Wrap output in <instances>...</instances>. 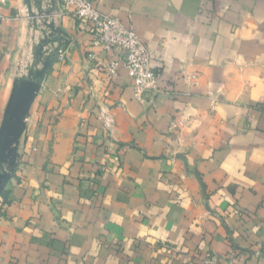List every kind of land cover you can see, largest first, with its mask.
I'll return each instance as SVG.
<instances>
[{"label":"crops","instance_id":"crops-1","mask_svg":"<svg viewBox=\"0 0 264 264\" xmlns=\"http://www.w3.org/2000/svg\"><path fill=\"white\" fill-rule=\"evenodd\" d=\"M90 1L146 45L159 91L135 99L58 3L64 34L0 198V264H264V0ZM30 29L22 0H0V123Z\"/></svg>","mask_w":264,"mask_h":264},{"label":"water","instance_id":"water-1","mask_svg":"<svg viewBox=\"0 0 264 264\" xmlns=\"http://www.w3.org/2000/svg\"><path fill=\"white\" fill-rule=\"evenodd\" d=\"M22 4L32 32L39 36L31 38L30 61L24 70L18 68L0 123V196L16 173L19 146L30 109L54 63L64 34L53 19L59 12L58 0H22Z\"/></svg>","mask_w":264,"mask_h":264},{"label":"built area","instance_id":"built-area-1","mask_svg":"<svg viewBox=\"0 0 264 264\" xmlns=\"http://www.w3.org/2000/svg\"><path fill=\"white\" fill-rule=\"evenodd\" d=\"M58 3L79 20L85 22L93 31L97 43L105 51L115 55L107 67L110 76L115 75L119 65H122L131 78L134 97L142 100L145 96L159 91V78L151 63V53L141 39L131 29L110 16L103 15L95 9L90 0H58ZM64 59V54H59ZM106 128L111 124L110 118L104 111L100 112ZM204 264H230L223 263L216 254H209Z\"/></svg>","mask_w":264,"mask_h":264},{"label":"rangeland","instance_id":"rangeland-1","mask_svg":"<svg viewBox=\"0 0 264 264\" xmlns=\"http://www.w3.org/2000/svg\"><path fill=\"white\" fill-rule=\"evenodd\" d=\"M53 19L55 21V15L53 16ZM38 23H40V21H38ZM30 32H31V29H30ZM29 37H30V35H29ZM31 38H30V41H31L30 42V46H31V43H32V39ZM23 53H24V55L20 58V61L18 63L21 71L24 70V68L26 67V64L30 61V50H29V53H27L26 50Z\"/></svg>","mask_w":264,"mask_h":264},{"label":"trees","instance_id":"trees-1","mask_svg":"<svg viewBox=\"0 0 264 264\" xmlns=\"http://www.w3.org/2000/svg\"><path fill=\"white\" fill-rule=\"evenodd\" d=\"M4 194H5V191H3V193H2L1 196H0V198H1L2 196H4Z\"/></svg>","mask_w":264,"mask_h":264}]
</instances>
